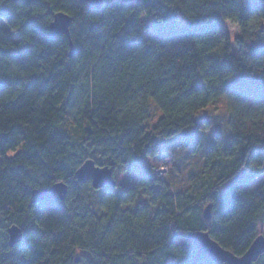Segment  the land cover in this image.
<instances>
[{"label":"trees","instance_id":"1","mask_svg":"<svg viewBox=\"0 0 264 264\" xmlns=\"http://www.w3.org/2000/svg\"><path fill=\"white\" fill-rule=\"evenodd\" d=\"M73 2L0 0L12 34L0 26V107L26 117L0 127V264H222L187 240L194 231L243 256L264 230V184L247 188L264 175V0ZM59 12L73 19L72 56L51 35ZM222 21L239 29L238 55ZM223 98L224 129L204 150L192 139L203 163L187 188L141 171ZM90 159L135 165L138 178L125 190L77 184ZM60 182L64 201L32 202ZM14 225L23 240L10 247Z\"/></svg>","mask_w":264,"mask_h":264},{"label":"rangeland","instance_id":"2","mask_svg":"<svg viewBox=\"0 0 264 264\" xmlns=\"http://www.w3.org/2000/svg\"><path fill=\"white\" fill-rule=\"evenodd\" d=\"M227 23L232 33L230 37L233 42L234 53L238 55L235 46V39L240 34L239 29L234 23ZM0 26L9 35H12L7 25L1 19ZM226 108V99L223 98L205 109L199 114L198 118L209 120L207 124H198L183 136L165 142L163 146L161 145L163 147L161 154L157 157H148L141 162V171L144 173L147 172V170L154 171L155 168H165L168 172L164 175V179H169L173 184L181 186L182 188H187L190 181V174L194 170L201 168L203 163L200 157H198V154H189L190 149L192 148V139H195L196 137L200 138L204 150V148L209 145L213 132L222 131L224 129L225 115L227 112ZM13 121H26V117L22 111L17 109L0 107V127L7 129ZM192 135L196 136L193 137ZM13 154V152H10L8 156H12ZM175 172H177L178 175H175ZM138 175L139 172L135 165L122 167L118 170L115 169L117 188L119 190H125L133 187ZM261 184H264V175L259 180L251 183L247 188L250 190H256ZM205 208L206 206L204 209ZM260 234L264 235L263 229ZM77 255H82V252L78 251Z\"/></svg>","mask_w":264,"mask_h":264},{"label":"water","instance_id":"3","mask_svg":"<svg viewBox=\"0 0 264 264\" xmlns=\"http://www.w3.org/2000/svg\"><path fill=\"white\" fill-rule=\"evenodd\" d=\"M16 2H25L31 5L34 0H14ZM104 0H87V5L92 10H99L103 5ZM55 23H51V35L55 37L57 35H64L70 41L71 53H74V45L71 41L70 28L73 19L69 15H64L63 12L56 13L54 15ZM246 175V171L243 170L236 176L237 180H241ZM76 183H83L91 181L94 189L99 190L109 186L115 188L117 181L115 179V169L113 167H101L98 166L94 160H87L75 173ZM68 192L67 184L60 182L54 184L49 188H39L32 192V202L34 204L50 200L58 197L61 201L65 200ZM211 205L204 209V219L209 220L211 218ZM9 236L8 244L10 247H14L21 243L23 240V232L17 226H12L7 229ZM187 240L191 242L194 247L204 256L214 262L222 264H255L258 259L264 255V235L258 236L248 251L243 256H236L229 250L223 248L218 242L213 240L210 234L206 231H194L187 235ZM80 262V258L76 259Z\"/></svg>","mask_w":264,"mask_h":264},{"label":"snow or ice","instance_id":"4","mask_svg":"<svg viewBox=\"0 0 264 264\" xmlns=\"http://www.w3.org/2000/svg\"><path fill=\"white\" fill-rule=\"evenodd\" d=\"M77 2L78 0H76V2H73L72 3V7L75 8L77 6ZM133 11H136L135 9H133ZM70 13H64V15H69ZM74 15V13H72ZM138 15H155L154 13H150V12H141V13H138ZM158 19V18H157ZM160 23H163L164 21H159ZM53 23H55V21H53ZM222 26H223V32L229 36L232 35L231 33V29L227 23V21H222ZM238 47V45H236Z\"/></svg>","mask_w":264,"mask_h":264},{"label":"built area","instance_id":"5","mask_svg":"<svg viewBox=\"0 0 264 264\" xmlns=\"http://www.w3.org/2000/svg\"><path fill=\"white\" fill-rule=\"evenodd\" d=\"M168 172V170L167 169H165V168H155L154 169V173H155V175L157 176V177H159V178H164V175L166 174Z\"/></svg>","mask_w":264,"mask_h":264}]
</instances>
